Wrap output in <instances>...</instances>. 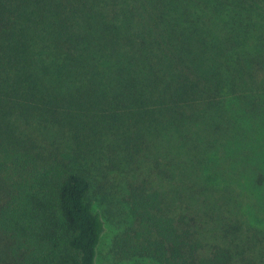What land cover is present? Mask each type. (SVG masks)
Here are the masks:
<instances>
[{"label": "trees", "instance_id": "obj_1", "mask_svg": "<svg viewBox=\"0 0 264 264\" xmlns=\"http://www.w3.org/2000/svg\"><path fill=\"white\" fill-rule=\"evenodd\" d=\"M205 122L206 161L264 142V0H0V264H95L87 160ZM128 205L117 259L231 264L157 191Z\"/></svg>", "mask_w": 264, "mask_h": 264}, {"label": "rangeland", "instance_id": "obj_2", "mask_svg": "<svg viewBox=\"0 0 264 264\" xmlns=\"http://www.w3.org/2000/svg\"><path fill=\"white\" fill-rule=\"evenodd\" d=\"M208 123L187 124L186 144L177 145L174 134L166 132L132 157L106 152L97 154L100 161L87 160L95 180L89 200L104 224L95 264H157L147 258L119 260L112 253L113 240L135 230L128 205L134 187L157 191L167 216L188 221L208 251L226 249L231 264H264V142L247 147L229 143L218 153L206 151V161ZM259 139L264 141V134Z\"/></svg>", "mask_w": 264, "mask_h": 264}]
</instances>
